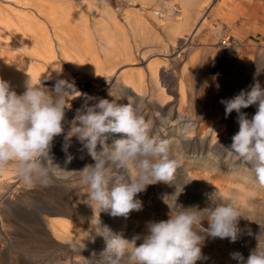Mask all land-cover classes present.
<instances>
[{
  "label": "rangeland",
  "instance_id": "374dc122",
  "mask_svg": "<svg viewBox=\"0 0 264 264\" xmlns=\"http://www.w3.org/2000/svg\"><path fill=\"white\" fill-rule=\"evenodd\" d=\"M7 1L16 3V6H13L24 17L31 15L25 9L29 7L27 5L29 3L61 5L68 11H74L72 15L79 34H83L86 30L92 34L96 33L92 23L88 28L87 25H83V16L93 21L98 19L95 6H103L104 10L112 12L117 9L121 11V14L116 15V22H118L116 27L109 24L104 27V37L101 35L99 38H92L95 43L94 52L97 54L93 64H91L92 61L90 64H68V59L60 58L59 54L57 59L63 64L65 70H70L74 66L81 73L88 75L96 73L95 75L104 77L112 66L117 64L118 68L122 66L112 78L110 85L100 88L102 98L110 101L117 98L120 104L132 103L138 109L139 115H142L150 124L152 122V135L158 131H165L167 134L170 132L174 135L172 136L175 143L174 149L181 159L174 179L172 183L161 182L150 185L151 188L148 187V194L151 197L154 195L155 208L162 212L163 219H165L164 216H169L170 212L165 200L170 203L176 201L185 208L198 206L203 210L215 207L220 203L221 198L234 197L230 192L225 193L224 190L215 192L211 190L209 185L215 183L221 184L222 188L239 186L247 194L254 191L256 193L254 200L264 203V188L254 183L253 174L246 166L229 157L226 150L221 147L223 145L227 148L231 145V138L239 131V124L237 113L233 111L226 118L225 107L220 103L222 99H231L239 94L242 89L250 90L249 86L255 80H259L264 87V17L260 14L246 15L240 5L222 4L221 6L219 0H203L200 5H188V13L197 15V19L191 25L192 27L188 28V32H184L182 38L177 36L173 43L174 35L169 34L167 28L178 19L181 0H85L83 3L93 8L91 13H87L86 6L81 3L82 0ZM239 1L232 0V2ZM258 3L264 5V1H258ZM37 21L38 26H44L42 20L37 19ZM120 22L126 23L125 31H121L118 27L121 25ZM58 30L56 33L60 35L61 41L71 47L66 36H61L62 32ZM100 30L98 29L99 35L102 32ZM4 36L9 38L7 35ZM223 41L227 43L223 44ZM3 43L0 41L2 49H4ZM68 55L70 56L69 53ZM102 59L104 68L99 70L95 62L99 63ZM152 62L159 64L158 81L160 80L162 84L160 81L159 84L165 91L167 90V96L170 95L169 99L172 103L168 102V98L166 101L157 102L151 96L149 82H145L141 98L136 97L131 89L114 90L113 84L117 78L136 74L140 69L146 71L148 64ZM166 64L168 68H171L167 69V74L162 68L163 65L167 66ZM51 76L47 73L41 83L50 92L55 85V82H50L47 78ZM101 82L99 85L104 84ZM134 85L137 91H140L138 82ZM81 87L82 90L91 92L89 80H83ZM180 87L184 92L182 101L184 100L185 108L183 112H175L174 117H170L167 109L176 102L177 111L181 101L178 96ZM16 90L17 95H22L26 91L22 88H16ZM68 99L69 103L73 102L71 97ZM80 108L77 106L66 109L65 132L54 138L50 152L53 164L64 171V168L72 171L50 172V183L47 186L37 182L31 187L20 182L13 164H9L5 170L0 171L2 186H6V183L7 187L12 188L8 193L5 187L0 186V264H111L114 259L112 252L100 254L106 249V242L103 237L96 235V224L91 221L99 215L100 226H107L115 232L114 226L120 222L121 217H113L107 211L98 213L90 206L93 202L87 200L88 189L81 183L80 174L77 172L86 165L94 164L95 161L88 154L84 144L75 136L71 138L68 152L65 153L62 150L65 136L71 126L70 122L74 119L76 110ZM256 110L255 105L242 109L248 114L249 119ZM204 125L206 131L202 130ZM215 130H219L220 137L210 144V134H215ZM199 132L204 134V138L198 136ZM114 137L110 139V145L122 135L115 134ZM172 138L170 139L173 140ZM161 139H168V135H162ZM179 142L189 144L190 148L185 149L183 144L184 149H181ZM97 150H101L99 144ZM67 155L73 157L70 163H66ZM171 156L174 158L173 155ZM188 171L199 177L209 176L210 184L204 187L198 179L189 177ZM2 173L7 176L3 177ZM128 173L127 171L122 174L131 179ZM120 174L114 171V175ZM246 178L250 179L246 180ZM49 198L57 202L60 200L66 202V208L62 210L67 215L57 218L64 217L71 220L75 224V229L81 233L83 240L75 247L68 241H60L56 237L47 240L50 232L46 227L49 215H47L45 204L48 203ZM234 198L237 202L236 197ZM49 209L58 210L54 204H50ZM74 209L78 211L73 213ZM83 210L90 213L87 223L78 216L81 213L83 215ZM241 210L244 216L239 219L238 227L242 229V234L237 241L233 243L227 238H206L202 246V254L206 259L198 260L196 264H238V261L230 257V253L238 251L246 260L250 252L258 246L264 249V214H261L257 207L244 206ZM162 218L157 217L155 221H161ZM146 225L147 221L144 226ZM202 226L208 227L207 220L202 221ZM249 230L251 235L248 234ZM140 231L141 228L138 233ZM239 242L244 244L246 251L241 250L238 246ZM94 252L96 254L92 255ZM74 259L76 261H73ZM121 264H126V260L122 259Z\"/></svg>",
  "mask_w": 264,
  "mask_h": 264
},
{
  "label": "clouds",
  "instance_id": "9594fccd",
  "mask_svg": "<svg viewBox=\"0 0 264 264\" xmlns=\"http://www.w3.org/2000/svg\"><path fill=\"white\" fill-rule=\"evenodd\" d=\"M249 88L220 101L225 117L235 111L239 124L231 145L221 147L229 157L246 166L254 183L264 188V87L255 80ZM81 96L85 102L70 122L62 150L68 152L74 136L84 144L95 163L77 172L88 189L87 200L93 202L90 206L98 213L107 211L113 217L127 219L131 212L142 210L138 194L149 185L172 183L179 167L170 155L169 142L151 134V124L132 103L101 98L89 104L96 98L77 91L66 80H58L50 92L41 80L36 82L30 77L26 91L17 95L8 82L0 79V171L13 164L20 182L30 187L37 182L47 186L50 172L64 171L53 164L50 152L54 138L65 132L68 98ZM254 105L257 110L249 119L242 109ZM112 134L122 137L108 145ZM72 159L67 155L66 163ZM129 169L135 170L134 178L122 174ZM114 171L121 174L114 175ZM255 195L250 191L247 198L252 200ZM165 203L170 208L169 218L148 222L147 234L135 235L131 241L107 226L101 227L99 215L95 216L91 223L96 224V235L106 242V249L100 254L114 253L111 264H121L122 259L126 264H196L206 259L202 254L206 238H227L234 243L242 234L238 221L244 215L234 197L221 198L215 207L203 210L198 206L185 208L176 201ZM177 208L179 211H175ZM204 220L208 222L207 228L202 226ZM248 234L251 235L250 230ZM141 239L143 242L137 246L136 241ZM230 257L238 264H264V249L258 246L246 260L238 251L230 253Z\"/></svg>",
  "mask_w": 264,
  "mask_h": 264
},
{
  "label": "bare ground",
  "instance_id": "6f19581e",
  "mask_svg": "<svg viewBox=\"0 0 264 264\" xmlns=\"http://www.w3.org/2000/svg\"><path fill=\"white\" fill-rule=\"evenodd\" d=\"M21 1L23 0H18V2ZM185 1L188 0H181L180 14H178V19L174 21L169 28H167L169 34L174 35L173 43H175V39L177 38V36L182 38V36H184V32H188L189 30L188 28L192 27L190 25H193L195 20L197 19V15L195 14L190 15V13H188V5ZM83 2H85V0H82L81 3L82 5L86 6L87 13H91L93 11V8L90 7L89 4L87 3L85 5ZM13 5L16 6V3L13 4L7 0H0V41L4 42L3 43L4 49L0 47V79H3L4 81L8 82L11 90L16 92L17 91L16 88H20V89L22 88L23 90H26V85H27V81L29 80V77L36 82H39L41 80L42 83L46 78L45 75L48 73L52 75L51 77H47L49 78L50 82L56 83L58 80H66L68 83L74 84L75 89L77 91L81 93H86L88 96L96 98L89 101V104L97 103L98 100L102 98V92L100 88L102 89L104 86H109L112 81V78H114L115 74H117L120 71L122 66L119 68L117 66L118 64L114 65V67L112 66V68L109 70V72L106 74L105 77L97 76L95 75L96 73L92 75H88L79 72L77 68H75L74 66H72L70 70L68 69L65 70L63 64H61L60 61L57 59L58 58L57 54H59L60 58L63 57L64 59H68L67 61L68 64H73V63L90 64V61H92L91 64H93V60L96 59L97 54L94 52L93 47L95 43H94V39L92 38L93 37L99 38V36L105 34L104 27L109 24H111L112 27L113 26L116 27L118 25V22H116L117 19L116 15L121 14V11L117 9L115 12H112L109 10H104L103 6L102 7L95 6L97 8L96 12L98 15V19L93 21L87 19V16H85L86 18L83 16L84 19L83 25H87L88 28L92 23L94 28L96 29V33L92 34L86 30L83 31L84 32L83 34L81 33L79 34L78 26L77 24H74L75 18L72 15L74 11L73 12L71 10L68 11L67 8L62 7L61 5L53 4V3H49L48 5L41 3H35V4L29 3L27 4L29 7H26L25 9L28 10L29 13H31V15L29 14L25 17L21 16L17 12L18 9H16V7H14ZM198 5H200V3ZM37 19L42 20L44 22V26H38ZM118 27L120 28L121 31H125L127 29V25L124 22L121 23V25ZM58 29H60L62 32L61 36H66L67 42L71 44L72 48L67 43H63L61 41L60 35H57L56 33L59 31ZM98 29L99 30L101 29L100 31H102L100 35L98 34L99 32ZM3 33L4 35H7L9 38H11L12 42L11 40H9V38L5 37ZM57 36H59L60 39ZM62 39L65 40V38ZM79 39L82 40L80 41ZM103 41H105L104 38ZM5 43L8 45L7 46L4 45ZM226 43H227L226 41H223V44ZM68 53L70 54V56L68 55ZM95 63L97 64L96 66L97 68H99V70L100 68H104L103 59L100 60L99 63L98 61ZM166 65L167 66L163 65L162 67L165 72L167 71V69L170 68V67L168 68V64ZM159 69H160L159 64L157 62L149 63L146 68V71L140 69L136 74L121 76L119 79L117 78V81H115V83L113 84L114 86L113 88L114 90H118V91L120 90L125 91L127 89H131L132 92H134V95H136V97L139 96L141 98V92H143V89L145 88L144 85L147 82H149V84L151 85L150 87V93L152 92L151 96L155 98L157 102H161V100L166 101V98L169 99L171 97L170 95L167 96L166 93L167 90L165 91V89L162 87L161 85L162 83L160 80L159 81L161 84H159L158 81ZM83 80H89L90 88H91L90 93L82 90L81 82H83ZM100 81H102L104 84L99 85ZM136 82H138L140 86V91H137L134 85V83ZM178 96L180 97L181 101L179 106L177 107V111L175 109L176 102L171 104L167 109L169 111L170 117H174L175 112H183L185 108L183 103L184 100L182 101V99L184 98V92L181 87L180 90L178 91ZM72 100L73 102L69 103L70 106L69 108H74L77 106L82 107V105L85 102L83 96L76 97L75 99ZM169 101L170 103H172L170 99L168 100V102ZM209 127L210 126L208 125V128ZM202 130L206 131L205 125L202 128ZM208 131H210V129ZM214 132L215 134H210L211 136V139L209 140L210 144L211 143L213 144V142L218 140V138L220 137L219 130H215ZM192 133L194 132L192 131L191 134ZM164 134L165 136L168 135V139L165 140L169 142L171 155H173L174 158L179 163H181L180 156L174 149L175 143H174V139L172 138V136L174 135L170 132H168L167 134V132L165 131H158L156 132V134H154V136L161 138L162 135ZM203 135H204L203 133L200 132L198 133L199 137L201 136L202 138H204ZM114 136L115 134H112L109 137V139L107 140V144L109 143L108 145H110V141H111L110 139L115 138ZM170 138H172L173 140H171ZM183 144L185 146V149L190 148L189 144L179 142L181 149H184ZM64 169L65 171H72L69 168H64ZM128 172L129 173L127 175L130 176V178H134L135 170L129 169ZM188 174L189 177L198 179L199 182H201L204 185V187L210 184L209 176L199 177L196 176V174H193L189 171ZM2 176L6 177L7 175L2 173ZM2 185L3 183H0L1 188L5 187V191H7L8 193L12 190L11 187H7L6 183H5L6 186H2ZM148 187L151 188L150 185ZM148 187L146 191L139 193L137 196V198L142 201V205H143L142 210L131 212L127 219L121 217L120 222H118L114 226L115 228L114 233H122L123 237L125 239H128L129 241H131L135 235L144 236L147 234V225L144 226L146 221L147 223L150 221H155L157 220L156 219L157 217L161 219L162 218L161 216H163V214H161L162 212H160L159 209L155 208V199L153 198L154 195L153 197H151V195L148 194L149 193ZM209 187L214 192L218 190H222V191L224 190L225 193L230 192L234 197H236L237 200L236 203H238V205L241 208H244V206L257 207L258 211H260L261 214H264V203L254 199L249 200L247 198V193H244L242 189L239 188V186L236 188H230V187L222 188L221 184L215 183L209 185ZM50 204H54V206H56L58 210L51 211L49 209ZM45 206L48 211L47 215H49L48 216L49 218L46 220V227L49 229L50 236H48L47 240H52V238L56 237L60 239V241H68L69 243L72 244L73 247H75V245L78 242L81 243L83 237L81 233L78 232L77 229H75L74 226L75 224L71 222V220H67L64 217L57 218L60 216L62 217L67 215L65 211L62 210V208H66V202H64V200H60L57 202L55 200H52V198H49L48 203H46ZM77 211L76 209H74L73 213ZM89 214H90L89 212L83 210V215L81 213L78 216L82 221L87 223L89 222ZM164 217L165 219L162 218V220H167L169 218V216H164ZM140 228L141 231L138 233V230ZM142 242L143 240L141 239V240H137L136 243L140 244ZM110 253L111 252H109V254ZM73 261H76V259H74Z\"/></svg>",
  "mask_w": 264,
  "mask_h": 264
},
{
  "label": "crops",
  "instance_id": "0c3cea01",
  "mask_svg": "<svg viewBox=\"0 0 264 264\" xmlns=\"http://www.w3.org/2000/svg\"><path fill=\"white\" fill-rule=\"evenodd\" d=\"M255 1V2H254ZM258 1H264V0H240L239 2H232V0H219V4L222 6V4L225 5H232V6H242L243 10L245 11L246 15L249 14H255L258 16L264 17V5H261V3H258ZM187 5H198L199 3H202V0H188L185 1ZM262 6V7H261ZM191 26V25H190Z\"/></svg>",
  "mask_w": 264,
  "mask_h": 264
},
{
  "label": "built area",
  "instance_id": "2783aa9c",
  "mask_svg": "<svg viewBox=\"0 0 264 264\" xmlns=\"http://www.w3.org/2000/svg\"><path fill=\"white\" fill-rule=\"evenodd\" d=\"M239 247L241 248V250H247V249H245V246H244V244L243 243H239Z\"/></svg>",
  "mask_w": 264,
  "mask_h": 264
}]
</instances>
